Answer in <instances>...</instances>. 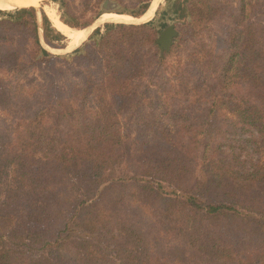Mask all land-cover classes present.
<instances>
[{"label":"trees","instance_id":"16d2710c","mask_svg":"<svg viewBox=\"0 0 264 264\" xmlns=\"http://www.w3.org/2000/svg\"><path fill=\"white\" fill-rule=\"evenodd\" d=\"M165 1L65 55L0 4V264H264V0Z\"/></svg>","mask_w":264,"mask_h":264},{"label":"rangeland","instance_id":"374dc122","mask_svg":"<svg viewBox=\"0 0 264 264\" xmlns=\"http://www.w3.org/2000/svg\"><path fill=\"white\" fill-rule=\"evenodd\" d=\"M153 1L154 0H151L149 6L144 11V13H142V15H140V16H133L132 15L134 18H128V17L126 19L122 18L123 20L130 21V22H118V23L141 24V23L146 22V20L150 19V17H151V16H147L146 13L149 10ZM161 1H163V3H166V4H164L165 5L164 7H168L169 9H171V3L172 2H166L165 0H160V2L158 3V6L161 3ZM47 4L49 6L52 5L53 7H55V9L58 11L60 17L63 16L64 18L68 19L69 21L76 23L80 26H82V25H85V26L97 25L94 28V30L97 29L98 27L104 28V24L106 22L105 23H101V22L103 19L102 15L105 12H116L117 10H127V9H135L137 11L140 10V7L139 8L137 7L138 6V0H115V1H111V4L109 3L107 5L108 6L107 9H106V7L103 8L104 11H101V12H103L101 15H97V13L100 11V7H101V5L98 4V0H58V1H56V0H45V1H43L42 3H40V9L38 11L39 16L41 17V28L39 31V35L43 41L44 46L47 49L52 50L53 53H57V54H61V55H65V54L70 53L72 50L67 51L69 46L72 47L73 45H75L78 42H75L73 44L72 43L69 44L68 39L65 35V39H63L61 42L65 41L67 43V45H66L65 49H61L64 47H53L52 45H50L45 40L44 32H43L44 30H43L42 18H43V14L46 13L45 12V5H47ZM158 6H157V8H158ZM118 13H124V12H118ZM125 14H128V13H125ZM129 15H131V14H129ZM114 18H118V17H114ZM158 21H159V19L155 21V24H158L157 23ZM187 23H188V19H186V21L185 20H176V21H170L169 25L174 24L178 30H181V29H183V26ZM163 29H160V30L162 31ZM201 36H199V37H201ZM87 38H88L87 40H84L82 42L83 44H80V45H82V47L87 46V48H89L93 45L94 42H96L97 44L99 42V36L97 34L92 35V31L90 32L89 37H87ZM32 43H33V39L30 38V39H27L26 41H24L23 43H20V44L25 45L26 47L29 48V47H32ZM185 45H187V43ZM79 46H77V47H79ZM184 54H185V49L181 48L178 53L170 54L167 57L168 58L167 60L169 63L174 64L176 61L181 59L184 56ZM81 63H83V62H81ZM84 63L82 64L81 69H83L84 67H86L85 65H87ZM65 67L67 70H66V75L64 76V79L69 80V79L73 78V76H74L73 71H72V69L69 68L68 65H65ZM75 70H77V68H75ZM93 70H95V68H93ZM0 76L3 77L5 80H11V79H13V80L15 79V81L18 80L17 79L18 76L15 73L10 72L5 68L0 69ZM119 119H120V122L122 125L123 133H125V134L128 133L131 136H134L136 133L134 130V123L132 122V120L128 119V117L124 116L123 114L119 115ZM5 120H6L7 124L11 123V120L8 117H5Z\"/></svg>","mask_w":264,"mask_h":264},{"label":"bare ground","instance_id":"6f19581e","mask_svg":"<svg viewBox=\"0 0 264 264\" xmlns=\"http://www.w3.org/2000/svg\"><path fill=\"white\" fill-rule=\"evenodd\" d=\"M45 0H0V3L3 4H13V5H20V7H34L40 5ZM160 0H154L153 3L151 4L149 10L147 11V16H153V13L157 9L158 3ZM45 12L49 19L51 20L53 26L57 28L59 31L63 32L67 37L72 38L76 43L72 47H69L68 50H74L77 46L80 45L83 39H85L86 32L84 33L83 30H80L77 27H73L65 23L58 11L53 7L52 5H45ZM107 17V18H106ZM106 17H102V22H130V21H125L122 18H134L132 15L125 14V13H111L107 14ZM109 17V18H108ZM118 17V18H114ZM81 40V41H80ZM52 51V50H51Z\"/></svg>","mask_w":264,"mask_h":264},{"label":"water","instance_id":"95a60500","mask_svg":"<svg viewBox=\"0 0 264 264\" xmlns=\"http://www.w3.org/2000/svg\"><path fill=\"white\" fill-rule=\"evenodd\" d=\"M108 0H106L105 4H104V7H106L107 9V5H108ZM35 10H36V14H37V18H38V23H39V31H40V28H41V17L39 16L38 14V11L40 9V5L38 6H34ZM178 34V29L175 27L174 24H170V25H167L159 34L158 38H157V41L160 43V47L161 49H169L173 42H174V39L175 37L177 36ZM40 41L42 43V45L44 46L43 44V41L40 37ZM45 47V46H44ZM46 48V47H45ZM66 47L64 48H61V49H65ZM47 49V48H46ZM49 50V49H48ZM51 51V50H50ZM66 51V50H65Z\"/></svg>","mask_w":264,"mask_h":264},{"label":"crops","instance_id":"0c3cea01","mask_svg":"<svg viewBox=\"0 0 264 264\" xmlns=\"http://www.w3.org/2000/svg\"><path fill=\"white\" fill-rule=\"evenodd\" d=\"M164 4H166V3H164ZM165 6V5H164ZM165 8V7H164ZM156 11V10H155ZM108 13H110V12H105V13H103V15H102V17H106V15L108 14ZM114 13H118V12H114ZM142 15V14H141ZM155 15V12L153 13V16ZM152 16V17H153ZM152 17H150V19H148V20H146V21H149V20H151L152 19ZM107 18V17H106ZM109 18V17H108ZM62 19V18H61ZM63 20V19H62ZM64 21V20H63ZM65 22V21H64ZM66 23V22H65ZM68 24V23H67ZM69 25V24H68ZM71 26V25H70ZM97 25H94V26H89V25H87V26H83V27H77V28H79L80 30H83V32L85 33L86 32V35H85V39H83L82 40V42L84 41V40H87L88 38L87 37H89V34H90V32L92 31V33H93V30H94V28L96 27ZM57 29V28H56ZM58 30V29H57ZM59 31V30H58ZM61 32V31H60ZM61 33H63V32H61ZM64 34V33H63ZM65 35V34H64ZM67 37V36H66ZM67 39H68V41H69V44H73L74 43V40L72 39V38H69V37H67ZM81 41V40H80ZM80 43V44H83V43ZM69 47H71V46H69Z\"/></svg>","mask_w":264,"mask_h":264},{"label":"flooded vegetation","instance_id":"af4514ba","mask_svg":"<svg viewBox=\"0 0 264 264\" xmlns=\"http://www.w3.org/2000/svg\"><path fill=\"white\" fill-rule=\"evenodd\" d=\"M110 13H113V12H110ZM110 13H108V14H110Z\"/></svg>","mask_w":264,"mask_h":264}]
</instances>
